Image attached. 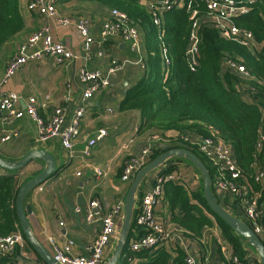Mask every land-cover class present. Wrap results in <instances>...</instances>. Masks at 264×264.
<instances>
[{"label": "crops", "instance_id": "0c3cea01", "mask_svg": "<svg viewBox=\"0 0 264 264\" xmlns=\"http://www.w3.org/2000/svg\"><path fill=\"white\" fill-rule=\"evenodd\" d=\"M18 1L24 27L0 45V79L7 61L15 55L18 46L31 33L44 26L49 27L55 41L71 49L77 57L61 65L54 64L47 56L40 61L29 62L11 77L0 89V93L15 92L19 96L17 102L19 109H24L27 99L34 97L37 111L43 119L47 118L52 109L59 104L65 107L66 122L82 104L84 114L79 123V134L74 145L70 151H66L58 138L41 140L35 123L28 116L6 121L3 113L0 112V158L13 163L28 151L38 149L45 151L55 160L53 173L42 184L29 191L23 199L24 207H28L30 211L26 213L29 230L51 257L54 246L62 247L67 241L73 242L72 254H87L89 246L100 231L99 217L109 213L112 207L117 205V212L112 216L115 232L104 254L108 260L119 239L124 217V199L132 181V179L127 182L121 181L120 174L126 158L138 153L150 134V132L138 131L141 116L137 110H121L119 105L125 92L143 78L147 65L143 69L136 62L137 55L119 39H111L104 46L99 44V25L110 17V7L97 0H54V7L63 17L74 19L89 15L93 19L91 33L95 40L91 44L89 55L84 53L82 40L73 25H57L53 18L29 11L28 0ZM141 46L146 61V48L142 38ZM98 51H102L101 56L97 55ZM112 58L124 62L122 69L111 76V85L108 89L83 102L81 93L84 87L78 80L79 69L85 67L105 70ZM256 98V96L252 97L253 100ZM100 128L106 129L107 135L96 142L88 156H84L82 153L84 146ZM12 130L16 131L17 135L7 141H1V138ZM174 134H176L175 130L166 133L167 136ZM175 144L176 147L183 146ZM166 163L179 174V180L174 182L190 192H199L202 189L201 174L188 160L183 157H173ZM166 163L144 177L135 196L139 191L148 189L155 175L167 170L169 166ZM45 167L46 163L41 159L30 161L18 171L20 185L38 175ZM96 167L103 168L105 175L96 177L94 173ZM8 172L9 170L0 167V175ZM214 193L223 209L232 216L243 219L234 196L216 189ZM92 199H97L100 204L93 210L92 219L87 220L89 202ZM155 212L157 219L165 223H175L183 230L179 238L175 235L166 244L167 247L177 245L184 252L187 250L196 257L197 264H231V258L236 255L233 246L226 240L215 222L212 226L203 228L199 236H187L184 229L173 220L172 212L164 200V194L157 202ZM179 212V208L173 211L175 215ZM139 234L141 230L134 228L133 236L129 241ZM240 242L245 250L244 264H259L256 250L243 238ZM40 263L45 262L27 242L23 249L16 247L9 253L0 255V264Z\"/></svg>", "mask_w": 264, "mask_h": 264}, {"label": "trees", "instance_id": "16d2710c", "mask_svg": "<svg viewBox=\"0 0 264 264\" xmlns=\"http://www.w3.org/2000/svg\"><path fill=\"white\" fill-rule=\"evenodd\" d=\"M97 1L110 9L124 12L141 30L147 70L143 78L125 92L119 105L121 110L139 112L141 123L138 131L150 132L149 137L158 135L165 138L168 131L175 130L193 132L200 137L220 138L233 148L235 163L249 188L258 190L259 185L253 183L252 175L258 164L264 168L263 151L257 153L255 147L258 132L262 128L258 103L264 104V0H252L246 14L235 15L231 19L238 27L253 34L257 41L255 49L220 36L214 22L205 17L209 8L203 0H194L180 9L163 11L159 15L160 28L153 24L152 15L145 5L152 0ZM195 19L200 38L198 65L194 71H190L184 53ZM23 27L19 1L0 0V45ZM159 35L162 36L170 60L166 73L162 71L160 63ZM226 56L243 64L247 76H239L223 68L222 62ZM241 90L246 92V98L242 97ZM253 96L257 98L253 100ZM173 146L177 145L171 143L165 149ZM182 147L197 155L209 176L212 175L210 165L196 149L185 145ZM165 149H156L151 160ZM170 170L172 166L166 171ZM19 187L18 171L0 175V235L16 231L23 235L15 209V196ZM211 189L214 193L212 184ZM163 192L173 220L184 229L187 236L197 237L203 228L215 222L233 246L234 253L244 262L245 250L240 242L242 238L210 209L202 196V189L190 192L169 180L165 182ZM175 208L180 209L178 215L173 213ZM133 214L117 264H130L131 259L136 260L135 264H185V252L177 245H160L132 252L129 239L133 236Z\"/></svg>", "mask_w": 264, "mask_h": 264}, {"label": "built area", "instance_id": "2783aa9c", "mask_svg": "<svg viewBox=\"0 0 264 264\" xmlns=\"http://www.w3.org/2000/svg\"><path fill=\"white\" fill-rule=\"evenodd\" d=\"M194 0H152L146 4L148 12L152 15V22L160 28L159 15L163 11L180 9L190 4ZM209 8L207 19L214 22L219 35L223 38L237 42L251 49L257 48V41L253 34L245 29L238 27L232 22L235 15H243L248 11V4L252 0H203ZM27 8L29 11H35L40 15L53 18L57 25H73L82 40V49L86 55L90 54L91 44L94 37L91 33L93 19L89 15L78 16L74 19L63 17L58 14L54 7V0H28ZM110 17L99 25V44H104L111 39H119L128 48L137 55V63L145 69L146 61L143 56L141 46V33L138 25L131 20L124 12L117 9H110ZM198 22L195 19L192 23L189 35V45L184 53V60L190 71H194L198 65L199 35L197 32ZM159 39V53L162 71L166 73L170 63L167 55L166 46ZM98 56L102 51L97 52ZM50 57L54 64L61 65L75 59L76 54L62 43L55 41L48 26H44L31 33L17 48L13 57L6 65L3 75L0 79V89L6 85L11 77L29 62L40 61L43 57ZM223 68L239 76H247V71L243 64L229 57L223 60ZM124 62L112 58L105 70L81 68L78 71V80L83 85L81 99L83 102L91 99L97 93L108 89L111 85V76L122 69ZM242 97L246 98V92L241 90ZM19 96L12 91H2L0 93V112L6 121H13L28 116L36 125L37 133L41 140L49 138H58L61 146L70 151L79 134V123L84 114V105L79 106L72 116L66 122L65 107L63 104L55 106L47 118L43 119L38 111L36 100L29 97L24 109L17 107ZM66 100V98L64 99ZM262 114V128L258 132L255 143L257 153L264 151V104H259ZM17 135L16 131H9L1 141H7ZM107 135V130L100 128L94 137L90 138L84 146L82 153L84 156L90 154L91 148L97 141ZM171 143H178L196 151L204 157L210 165L212 175L211 184L216 190L230 193L237 199L240 207L243 221L253 230L255 234L264 242V197L262 199V190L264 189V168L257 167L252 175L253 183L259 185L258 190H251L243 177L240 169L235 163L232 147L224 140L216 137H200L195 133L188 131L176 132L172 136L161 138L158 135L150 136L138 153L129 155L124 163L120 180L131 181L137 171L151 160V155L156 149H165ZM166 150V149H165ZM168 159L164 162L166 163ZM163 163V164H164ZM167 164V163H166ZM169 166V164H167ZM96 177L105 175L103 168H94ZM78 174V173H77ZM179 180V174L176 170L164 171L155 175L150 182L148 189L141 190L135 196L133 223L135 229H140L141 234L129 241V249L137 252L143 249L155 248L160 245H166L174 236L179 238L183 230L175 223H165L157 219L155 207L161 196L166 181ZM99 201L92 199L89 202V213L87 220H91L93 210L99 207ZM118 206L112 207L109 213L99 217L100 231L97 238L89 246L88 253L83 255H74L71 253L72 241H67L62 247L54 246L53 260L58 264H106L104 256L105 248L113 238L115 227L112 216L117 212ZM26 241L21 232L16 231L7 235H0V255H4L18 247L23 249ZM185 264H197L196 257L185 250ZM136 260L131 259L130 264H135ZM46 264V263H40ZM231 264H244L238 256L233 255Z\"/></svg>", "mask_w": 264, "mask_h": 264}, {"label": "water", "instance_id": "95a60500", "mask_svg": "<svg viewBox=\"0 0 264 264\" xmlns=\"http://www.w3.org/2000/svg\"><path fill=\"white\" fill-rule=\"evenodd\" d=\"M171 157H183L198 169L202 177V196L206 204L214 213L222 218L231 229H233L241 238L246 240L249 245L256 250L259 257V264H264V242L243 220L232 216L218 204L217 199L211 189V180L207 168L197 155L182 147L169 148L163 151L150 160L147 164H145L142 168H140L132 178L130 187L124 199V217L119 239L106 264H117V261L121 255L128 231L131 227L132 210L135 202V194L139 184L149 172L162 165L167 159ZM34 159L43 160L46 163V167L35 177L23 182L18 188L15 196L16 214L22 233L31 247L40 255L46 264H58L32 236L26 219V213H29L30 211L28 207L25 208L23 205V199L25 195L35 187L42 184L46 178L53 173L55 170V160L45 151L34 149L28 151L23 157L13 163L7 162L0 158V167L9 171H19Z\"/></svg>", "mask_w": 264, "mask_h": 264}, {"label": "rangeland", "instance_id": "374dc122", "mask_svg": "<svg viewBox=\"0 0 264 264\" xmlns=\"http://www.w3.org/2000/svg\"><path fill=\"white\" fill-rule=\"evenodd\" d=\"M113 251V250H112ZM110 256V255H109Z\"/></svg>", "mask_w": 264, "mask_h": 264}]
</instances>
